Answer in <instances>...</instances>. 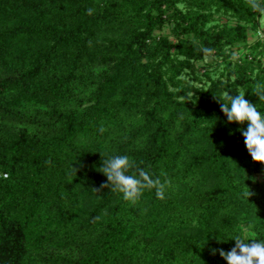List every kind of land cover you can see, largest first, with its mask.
<instances>
[{"label": "trees", "instance_id": "16d2710c", "mask_svg": "<svg viewBox=\"0 0 264 264\" xmlns=\"http://www.w3.org/2000/svg\"><path fill=\"white\" fill-rule=\"evenodd\" d=\"M259 17L245 0H0V264H227L210 250L264 240V165L220 107L243 89L264 113L263 43L229 49ZM201 47L225 81L196 86ZM115 155L165 197L94 192Z\"/></svg>", "mask_w": 264, "mask_h": 264}, {"label": "clouds", "instance_id": "9594fccd", "mask_svg": "<svg viewBox=\"0 0 264 264\" xmlns=\"http://www.w3.org/2000/svg\"><path fill=\"white\" fill-rule=\"evenodd\" d=\"M245 2L253 12L259 14L260 18H264V0H245ZM93 12L94 9H87L88 15H92ZM199 50L205 56H211L214 52V49L209 47H201ZM237 93L235 96L224 94L227 102L220 101L221 111L227 117L228 123L240 125L247 123L246 130L240 129L245 147L253 162L264 165V113L245 99V90L241 89ZM254 94L259 97L260 102H264V83H255ZM140 164H143V161H140ZM140 164L127 155L103 158L99 172L107 178V182L101 183L98 189L92 190L98 193L107 188L111 192L121 193L125 200L135 201L142 195L143 190L154 189L157 198L163 199L168 184L167 179L162 182L159 177H154ZM73 171L77 170L73 168ZM246 189L244 195L249 198L253 193L247 187ZM248 230V227L244 228L245 233ZM233 240L235 246L230 251L211 249V254L216 255L218 252L227 264H264V240L250 239L246 236H236Z\"/></svg>", "mask_w": 264, "mask_h": 264}, {"label": "rangeland", "instance_id": "374dc122", "mask_svg": "<svg viewBox=\"0 0 264 264\" xmlns=\"http://www.w3.org/2000/svg\"><path fill=\"white\" fill-rule=\"evenodd\" d=\"M181 6V4H179ZM219 21L226 22L228 24H233L235 19L233 17H227L226 15H220ZM264 18H258L256 21L255 28L248 27L246 30V44L231 46L229 48L232 52L233 59L240 61L243 57L250 59L252 55L257 54L259 49L262 47L258 45V42H262L264 45ZM256 56H259L258 54ZM220 57L216 55L215 52L211 56L203 55L201 60H196L193 62L195 68V74L197 81H195L196 86H200L205 79L203 74L208 72L212 78H218L220 81L226 80V73L222 70V66L218 65ZM259 179L261 177L258 176Z\"/></svg>", "mask_w": 264, "mask_h": 264}]
</instances>
